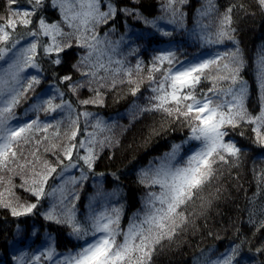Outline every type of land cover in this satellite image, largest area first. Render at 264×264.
<instances>
[{
  "label": "snow or ice",
  "instance_id": "snow-or-ice-1",
  "mask_svg": "<svg viewBox=\"0 0 264 264\" xmlns=\"http://www.w3.org/2000/svg\"><path fill=\"white\" fill-rule=\"evenodd\" d=\"M28 2L30 8L14 9L12 5L18 3V0H7L9 16H0V20L5 21L0 24V61L6 65L0 66V173L14 172L19 168L23 174V171L28 169L30 177H25L20 186L36 198V203L23 201L11 188H6L5 191L14 199L6 198L4 192H0V207L7 208L13 217L27 216L33 214L41 198L47 195L55 198L58 203H54L52 209L45 214L46 220L67 224L77 238L89 235L94 237L91 242L57 260L55 264H151L157 247H163L164 240L172 241L178 234V229L188 223V216L182 208L190 202L194 203L203 192L204 186L216 175V165L238 162L241 149L235 142L225 141L228 132L224 129L228 126L235 129L244 123L253 124L255 126L252 131L256 135V141L264 147V57L259 62L257 72L261 111L259 115L252 116L245 105L248 84L239 75L244 60L238 46L234 51L216 53L207 58L194 57L190 60L180 59L178 50L172 48L161 50L154 55L147 74L153 95L149 98L148 105L139 108V113H162L165 123L186 124L190 130L188 140L198 141L200 146L191 155L180 158L181 145H173L171 151L165 153L158 164L141 172L140 182L149 187L158 186L159 191L148 193L143 211L134 215L127 229H122L120 225L122 206L109 208L106 203L117 194L104 192L102 185L98 186L93 203L89 206L87 222L81 223L76 219L74 201L79 199V193L75 189L77 186L82 187V182L88 179L87 174L81 170L79 178H63L60 185L46 192L45 185L52 173L57 171L56 166L44 161V170L37 171L35 165L40 162L39 148L31 153L32 160L24 156L23 148L33 142L40 145L48 140L49 129H55L53 135L59 137L63 120H57L53 114L67 113L71 125L75 126L76 130L71 131L70 135L68 132L64 133L69 144L64 147L63 155L66 159H71L72 151L77 147L71 141L77 136L79 117L83 116L87 121L92 114L80 112L77 113L76 119H71V113L76 109L71 102L64 99L65 92L60 87H55L51 96L45 97L41 94L36 97L35 103L29 109L35 114L34 119L13 124L17 119L15 109L21 98H25L29 92H35L34 86L41 83L40 74L43 69L40 60L47 58L49 63L59 66L63 63L61 53L71 49L74 44L77 48L85 50L71 66L74 72L79 73L81 79H74L70 72L59 77V84L66 85L67 89L77 96L79 89L84 87L94 92L92 98L80 100V104H102V94L98 88H115L117 83L134 84L130 91L135 96L140 85L133 80V69L127 67L123 59H115V53L124 38L113 42L107 38L108 33L101 38L98 29L101 25L114 21L121 12L125 16L143 19V22L152 28H157V22L142 17L131 7L121 8L113 4L112 0H51L52 7L59 10L63 25L69 29L65 31L61 23H49L44 18L42 12L46 0ZM134 2L138 3L139 0ZM186 2L187 0H167L166 10L171 14L168 23L177 28L184 27V14L176 5ZM256 2L261 10H264V0ZM234 7L236 5L229 6L219 16L216 30L213 32L210 30L211 23L203 22L205 17L211 18L215 14L213 0H207L206 6L198 9L200 19L190 33L191 38L198 40L202 47L205 44L222 43L225 39L235 43V37L232 35L235 31L232 28ZM240 7L243 8V5ZM37 16L34 22L33 17ZM17 27H23L27 31L17 33ZM160 31L164 36L172 35V32ZM27 37L32 39L22 45L21 41ZM41 37L48 39L44 41ZM38 49H42L43 56H40ZM135 51L136 49H132L133 53ZM221 60L226 61L222 66L219 63ZM113 64L116 67L113 68ZM29 68L35 69L37 75L24 76L23 73ZM101 71L104 75H99ZM142 71V61H137L135 72L140 75ZM158 72L161 73L159 80L154 75ZM53 74L55 75V71ZM121 77H127V81ZM108 79H111L110 85L100 82ZM204 80L213 81V87L207 91L198 89V85ZM215 81H230V84L227 88L217 87ZM93 84L98 87L93 88ZM57 99L59 103L55 102ZM40 113L52 116L54 123L42 121ZM92 127L102 132L108 126L97 119ZM41 132L45 135L37 139L36 134ZM151 134L158 135L159 132L153 128ZM111 143L112 140L108 137L97 139L95 131L86 133V139L80 140L78 145L79 148L85 149L86 155L77 153V158L92 171L97 159L93 146L99 144L103 148L105 145L111 146ZM57 147L58 144H52L53 150ZM48 150L45 148V151ZM229 157L232 158L231 161ZM10 165L14 167L10 168ZM76 166L75 163L65 165L57 178H61L63 172ZM5 183L11 185V177L5 181L4 176L0 175V184ZM98 201L104 202V206L99 210L94 206ZM57 208L60 209L59 212ZM261 226L264 227V223ZM238 250L239 246L233 248L230 255L215 264H232ZM55 255V249L49 247L40 256L34 257L33 264H38L41 256L51 260ZM16 262L26 264L24 255L16 257Z\"/></svg>",
  "mask_w": 264,
  "mask_h": 264
},
{
  "label": "trees",
  "instance_id": "trees-1",
  "mask_svg": "<svg viewBox=\"0 0 264 264\" xmlns=\"http://www.w3.org/2000/svg\"><path fill=\"white\" fill-rule=\"evenodd\" d=\"M112 3L121 8L131 7L142 17L157 22V28H152L146 25L143 19L125 16L121 12L114 21H109L107 25H101L98 29L101 38H104L105 33H108L107 38L113 42L124 38L115 53V59H123L125 65L133 69V80L140 85L136 95L133 96L130 91L134 84L117 83L115 88H98L102 94V104H80V100L92 98L94 92L84 87L79 89L77 96L70 92L66 85L59 84V77L70 72L74 79H81L79 73L74 72L71 66L85 50L77 48L74 44L71 49L61 53L63 63L59 66L52 65L47 58L40 60L43 69L40 74L41 83L34 86L35 92H29L25 98H21L15 109L17 116L15 121L23 123L34 119L35 114L29 109L35 103L36 97L41 94L45 97L51 96L55 87L64 90V99L71 102L76 109L71 113V119H76L77 113L80 112L91 113L87 121L85 117H79L77 136L71 141L77 147L73 149L71 159H66L63 155L64 147L69 144L64 133L68 132L70 135L71 131L76 130L75 126L71 125L67 113L53 114L57 120H63L59 128L60 136L55 137L53 135L55 129H49L48 140L40 145L33 142L24 146V156L32 160L31 153L38 147L40 162L35 165L36 170H44V161L56 166L57 171L52 173L45 185L46 192L60 185L63 178L70 176L79 178L81 170L87 174L88 179L82 182V187L77 186L75 189L79 193V199L74 201L76 219L81 223L87 222L89 206L93 203L98 186L102 185L104 192L116 193L117 195L106 203L109 208L122 206L120 225L122 229H127L134 215L143 211L148 193L159 191L158 186L149 187L140 182L141 172L158 164L160 158L170 152L173 145H181L180 158L191 155L200 146L198 141L188 140L190 130L186 124L165 123L162 113H139V108L148 105L149 98L153 95L152 85L147 79L153 56L167 47L178 50L180 59L190 60L208 54L213 56L216 53L234 51L238 46L244 60L239 75L248 84L245 105L252 116L259 115L261 99L257 72L259 62L264 57V10H261L256 0H213L215 14L211 18L205 17L203 22L211 23L210 30L214 32L219 16L229 6L236 5L232 11V28L235 29L232 35L235 37V43L225 39L222 43L205 44L202 47L198 40L194 41L191 38L190 33L200 19L198 9L206 6L207 0H187L182 5H176L184 14L183 28H177L167 22L171 15L170 11L166 10L167 0H139L138 3L134 0H112ZM240 5H243V8ZM30 7L28 0H18V3L12 5L14 9ZM42 14L47 22H59L65 31H69L61 21L59 10L52 7L51 0H46ZM0 16H9L7 0H0ZM160 17L163 19H158ZM37 18L38 16L33 17V21L35 22ZM3 23L5 21L0 20V24ZM160 30L172 32V35L164 36ZM26 31L23 27L16 29L17 33ZM31 39L27 37L21 44H27ZM41 39L47 41L48 38ZM132 49L136 51L133 53ZM38 52L43 56L42 49H38ZM137 61H142L143 65L140 75L135 72ZM225 62L221 60L219 63L222 66ZM112 67L116 65L113 64ZM27 70L24 76L37 75L35 69ZM99 75H104V72L101 71ZM154 75L159 80L161 73ZM121 78L127 81V77ZM100 82L110 85L111 79ZM215 83L217 87L227 88L230 81ZM92 87L97 88L98 85L93 84ZM212 87L213 81L210 80H204L198 85V89L205 91ZM55 102L59 103V99ZM40 118L42 121L54 123L53 117L45 116L44 113H40ZM97 119L108 126L102 132L92 127ZM254 126L244 123L235 129L230 126L224 129L228 132L225 141L231 140L241 149L238 162L216 165V175L204 186L203 192L194 203L190 202L182 208L188 216V223L178 229V234L172 241L164 240L163 247H157L151 264H215L216 261L230 255L232 249L237 246L238 254L232 264H264V227L261 226L264 223V147L256 141V135L252 131ZM153 128L159 132L158 135L151 134ZM94 131L97 133V139L108 137L112 143L111 146L105 145L103 148L99 144L93 146L97 159L92 171H89L83 161L78 160L77 153L86 155L85 149L79 148V141L86 139V133ZM44 135L45 133H38L36 138L40 139ZM53 143L58 144L55 150L52 149ZM45 148L49 150L45 151ZM229 160L232 158L229 157ZM72 163L77 166L63 172L62 177L57 178L64 166ZM0 175L4 176L5 181L9 177L12 180L11 185L0 184V192H4L6 198L14 199L5 191L6 188H11L23 201L36 203V198L20 186L25 177H30L28 169H25L23 174L16 168L14 172L4 171ZM54 203H58L57 200L46 195L41 198L33 214L21 217H13L7 208L0 207V264H16V257L21 255L26 256V263L33 261L31 259L33 249L44 243L54 248L56 253L66 254L76 252L94 239L90 235L77 238L67 224L46 220L45 214L52 209ZM94 206L99 210L104 206V202L98 201ZM59 211L57 208V212ZM43 259L40 260L43 262Z\"/></svg>",
  "mask_w": 264,
  "mask_h": 264
},
{
  "label": "rangeland",
  "instance_id": "rangeland-1",
  "mask_svg": "<svg viewBox=\"0 0 264 264\" xmlns=\"http://www.w3.org/2000/svg\"><path fill=\"white\" fill-rule=\"evenodd\" d=\"M166 49H169V48L165 47V49H163V50H166ZM209 56H211V55L208 54V55H206V56H202V57L207 58V57H209ZM2 63H4V62H3V61H0V64H2ZM2 66H6V65H5V64H4V65L2 64ZM27 71H29V70H27ZM29 72H30V71H29ZM24 73H25V72H24ZM24 73H23V74H24ZM12 123H13V124H19L18 121H17V122H16V121H13ZM194 151H195V150H194ZM70 170H72V168H70ZM48 248H49V247L46 245V243H44V244L38 246L37 248L33 249L31 259L34 260V257H35V256H40L41 253L45 252ZM55 253H56V252H55ZM67 254H69V253H66V254H59V253H56V255L53 256V258H52L51 260L47 259L46 257L41 256V258H44V259H43V262L40 260V261L38 262V264H55V262H56L57 260L63 259V257L66 256ZM24 257H26V256L24 255ZM25 259H26V258H25ZM16 264H17V262H16ZM26 264H33V261H28V263H26Z\"/></svg>",
  "mask_w": 264,
  "mask_h": 264
}]
</instances>
